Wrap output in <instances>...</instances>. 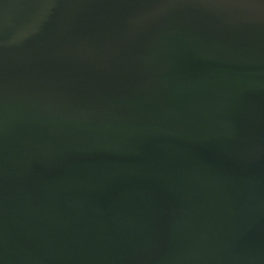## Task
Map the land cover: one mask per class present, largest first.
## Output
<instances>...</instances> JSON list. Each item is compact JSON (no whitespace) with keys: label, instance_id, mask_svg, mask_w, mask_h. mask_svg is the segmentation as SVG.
Listing matches in <instances>:
<instances>
[{"label":"water","instance_id":"95a60500","mask_svg":"<svg viewBox=\"0 0 264 264\" xmlns=\"http://www.w3.org/2000/svg\"><path fill=\"white\" fill-rule=\"evenodd\" d=\"M0 264H264V0H0Z\"/></svg>","mask_w":264,"mask_h":264}]
</instances>
